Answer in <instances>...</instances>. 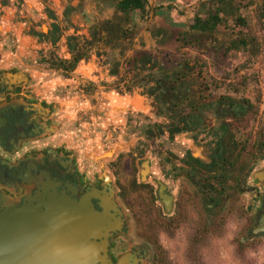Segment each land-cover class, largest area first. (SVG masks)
Returning <instances> with one entry per match:
<instances>
[{"label": "flooded vegetation", "instance_id": "flooded-vegetation-1", "mask_svg": "<svg viewBox=\"0 0 264 264\" xmlns=\"http://www.w3.org/2000/svg\"><path fill=\"white\" fill-rule=\"evenodd\" d=\"M86 1L0 0V194L106 211L112 264H160L164 231L236 194L245 244L264 243V133L242 139L244 105L196 89L188 63L147 77L151 58H134L124 81Z\"/></svg>", "mask_w": 264, "mask_h": 264}, {"label": "rangeland", "instance_id": "rangeland-1", "mask_svg": "<svg viewBox=\"0 0 264 264\" xmlns=\"http://www.w3.org/2000/svg\"><path fill=\"white\" fill-rule=\"evenodd\" d=\"M214 1L147 0L143 16L132 14L125 38L120 31L109 36V50L103 60L106 69L112 71L114 67L118 77L126 82L133 80L134 58H151L150 67L141 74H148L147 77L151 71L158 76L171 69L182 71L183 64L188 63L191 69L185 71L196 89L198 80L210 87L207 93L211 99L226 97L244 105L246 115L237 127L242 128V139L254 143L264 133V14L259 0H230L233 10L226 25L219 26L212 35L191 32L196 17L204 19L213 11ZM85 8L96 25L120 20L114 1L87 0ZM237 17L245 25H239ZM240 33L253 42L247 48H230ZM95 64L92 60L91 66ZM109 81L113 79L109 77ZM233 200L235 206L225 202L220 210L210 214L198 215L193 211L176 227L164 231L158 240L160 264L164 261L163 253L170 264H258V260L264 259L260 255L253 258L254 253L264 252V243L245 244L244 229L234 214L235 207H243L244 198L236 194ZM196 227L200 230L196 231ZM191 244L196 247L195 261L188 257Z\"/></svg>", "mask_w": 264, "mask_h": 264}, {"label": "water", "instance_id": "water-1", "mask_svg": "<svg viewBox=\"0 0 264 264\" xmlns=\"http://www.w3.org/2000/svg\"><path fill=\"white\" fill-rule=\"evenodd\" d=\"M17 203L0 194V264H112L104 249L113 230L106 211L64 196Z\"/></svg>", "mask_w": 264, "mask_h": 264}, {"label": "trees", "instance_id": "trees-1", "mask_svg": "<svg viewBox=\"0 0 264 264\" xmlns=\"http://www.w3.org/2000/svg\"><path fill=\"white\" fill-rule=\"evenodd\" d=\"M114 1L117 13L119 14V22L108 20L101 25L102 32L108 34V36H112V34H116L119 30L124 34V38L128 34L129 26L132 21V14L134 12L139 13L141 16L145 14V9L147 5V0H107ZM261 4V10L264 14V0H259ZM214 9L211 11L206 18L196 17L194 24L191 25V32H197L200 34H213L219 26L226 25L229 18L232 15V1L230 0H215L213 2ZM236 22L239 25H245V22L242 18L237 17ZM127 26V28H125ZM121 37V36H119ZM182 37V36H180ZM182 40H185V36H183ZM253 40H248L242 33L238 34L235 40L231 42L230 48L239 50L242 48H247L249 43L251 44ZM173 78H176L177 71L174 69L172 71ZM168 78V75L164 77ZM241 249V248H240ZM239 251V248H238ZM239 256L242 257V253L239 251ZM166 253H163V263L162 264H170L168 261V257ZM196 256V247L191 244L189 248L188 257L190 260L195 261Z\"/></svg>", "mask_w": 264, "mask_h": 264}, {"label": "clouds", "instance_id": "clouds-1", "mask_svg": "<svg viewBox=\"0 0 264 264\" xmlns=\"http://www.w3.org/2000/svg\"><path fill=\"white\" fill-rule=\"evenodd\" d=\"M257 255L264 256V252H258L253 254V258L255 259ZM258 264H264V259L258 260Z\"/></svg>", "mask_w": 264, "mask_h": 264}, {"label": "bare ground", "instance_id": "bare-ground-1", "mask_svg": "<svg viewBox=\"0 0 264 264\" xmlns=\"http://www.w3.org/2000/svg\"><path fill=\"white\" fill-rule=\"evenodd\" d=\"M108 220H109V219H108ZM108 220H107V225H106V226H108V225L110 224L109 226L114 227V224H112L110 220H109V222H108Z\"/></svg>", "mask_w": 264, "mask_h": 264}]
</instances>
